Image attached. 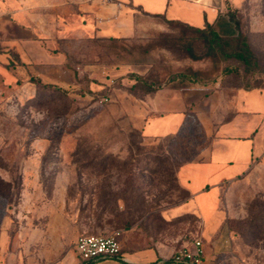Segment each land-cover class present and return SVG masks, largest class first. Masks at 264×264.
<instances>
[{
	"label": "rangeland",
	"instance_id": "obj_1",
	"mask_svg": "<svg viewBox=\"0 0 264 264\" xmlns=\"http://www.w3.org/2000/svg\"><path fill=\"white\" fill-rule=\"evenodd\" d=\"M238 15L256 54L250 66L192 60L182 47L192 42L205 54L199 33L143 10L135 33L117 38L98 37L79 7L57 17L45 45L65 55L66 70L48 75L60 86L44 83L0 41V264H83L77 238L114 230H122L124 253L161 242L172 258L200 239L203 264H264V158L224 186L206 221L166 219L162 212L190 195L177 178L191 155L187 139L146 138L132 114L135 100L178 84L191 68L202 81L264 86V0L244 1ZM189 136L203 140L193 126Z\"/></svg>",
	"mask_w": 264,
	"mask_h": 264
},
{
	"label": "crops",
	"instance_id": "obj_2",
	"mask_svg": "<svg viewBox=\"0 0 264 264\" xmlns=\"http://www.w3.org/2000/svg\"><path fill=\"white\" fill-rule=\"evenodd\" d=\"M228 1L239 9L246 0ZM77 7L94 20L96 35L105 38L133 35L140 10L197 27L213 23L219 13L227 11L221 0H0V41L44 83L59 84L55 77L68 66L62 52L53 54L46 48V32L58 30L57 17L76 13ZM50 74H55L53 80ZM134 104L132 114L140 121L144 137H184L191 152L177 170L179 184L190 195L165 209L166 219L194 214L206 221L207 211L215 210L224 186L250 173L264 158V86L249 88L221 80L185 87L166 84ZM192 126L202 141L189 136ZM7 237L3 230L4 243ZM163 246L153 242L132 253L122 250L125 259H116L122 264H167L172 251ZM100 259L80 260L92 264Z\"/></svg>",
	"mask_w": 264,
	"mask_h": 264
},
{
	"label": "trees",
	"instance_id": "obj_3",
	"mask_svg": "<svg viewBox=\"0 0 264 264\" xmlns=\"http://www.w3.org/2000/svg\"><path fill=\"white\" fill-rule=\"evenodd\" d=\"M238 14V8L228 7L227 11L217 15L216 20L213 23L206 22L204 27H197L179 19L169 18L167 20L171 24L181 26L184 33L187 31H193L199 33V35L203 38L207 47V50L203 55L199 54L195 50L192 42H186L183 44L182 48L192 60H199L205 56H208L218 63L224 59L235 58L250 66L251 64L256 63V54L247 34L242 29L241 18ZM154 15L166 17L164 14ZM202 78L203 76L199 71L192 70L191 68L188 72L180 74V82H178V84L171 85L185 87L194 83L207 84L215 81V79L210 81H202ZM259 86L260 85L248 87L251 88ZM158 88L159 87L150 89L147 92H152ZM130 226L131 222L128 221L124 223V227L126 229L130 228ZM172 262V259L165 261L167 264Z\"/></svg>",
	"mask_w": 264,
	"mask_h": 264
},
{
	"label": "built area",
	"instance_id": "obj_4",
	"mask_svg": "<svg viewBox=\"0 0 264 264\" xmlns=\"http://www.w3.org/2000/svg\"><path fill=\"white\" fill-rule=\"evenodd\" d=\"M122 230H114L108 234H81L75 248L80 259L84 262L105 257L125 259L121 245ZM205 249L203 241L196 239L192 247H184L172 256L175 263L203 264Z\"/></svg>",
	"mask_w": 264,
	"mask_h": 264
}]
</instances>
